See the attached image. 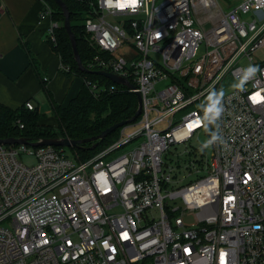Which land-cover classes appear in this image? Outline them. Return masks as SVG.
I'll return each instance as SVG.
<instances>
[{"label":"built area","instance_id":"built-area-1","mask_svg":"<svg viewBox=\"0 0 264 264\" xmlns=\"http://www.w3.org/2000/svg\"><path fill=\"white\" fill-rule=\"evenodd\" d=\"M76 1L85 66L134 88L83 81L95 97L139 93L141 113L86 160L0 144V264H264V0ZM200 136L216 137L210 153L190 145ZM182 171L199 177L184 185Z\"/></svg>","mask_w":264,"mask_h":264},{"label":"trees","instance_id":"trees-1","mask_svg":"<svg viewBox=\"0 0 264 264\" xmlns=\"http://www.w3.org/2000/svg\"><path fill=\"white\" fill-rule=\"evenodd\" d=\"M53 9L52 20L58 23L54 29L56 41L48 39L49 44L62 65L69 71L62 70L67 75H76L84 81L99 82L109 87L112 82L100 74H88L79 70L74 58L70 38L63 26L64 13L54 0H43ZM70 11L72 29L77 37L79 53L84 65L95 55L85 32L84 24H75L76 20L85 19L88 5L76 0H64ZM34 64V63H33ZM45 80V79H44ZM45 82V81H44ZM138 109V98L135 93L126 88L118 87V91L104 93L95 97L88 83L84 82L78 95L67 105L57 104L51 100V112L56 120V126L43 123L46 114L38 108L29 110L25 103L17 108L9 107L0 102V139L25 137L31 141L44 138L68 137L73 140H83L100 134L115 123L131 119ZM24 128L20 127V122ZM119 135V129L99 143L97 148L90 149L92 143L83 144L73 151L84 160L96 155L100 150L113 143Z\"/></svg>","mask_w":264,"mask_h":264},{"label":"crops","instance_id":"crops-1","mask_svg":"<svg viewBox=\"0 0 264 264\" xmlns=\"http://www.w3.org/2000/svg\"><path fill=\"white\" fill-rule=\"evenodd\" d=\"M44 2L0 0V102L17 108L31 101L39 111L41 102L49 109L43 123L55 127L51 100L67 105L84 81L62 71L48 42L52 20L41 19Z\"/></svg>","mask_w":264,"mask_h":264},{"label":"water","instance_id":"water-1","mask_svg":"<svg viewBox=\"0 0 264 264\" xmlns=\"http://www.w3.org/2000/svg\"><path fill=\"white\" fill-rule=\"evenodd\" d=\"M54 1L60 6V8L62 9L64 13L63 26L70 38L74 58H75V61L77 63L79 70H81L82 72L88 73V74H100L108 78L109 80H111L113 83L124 85V86H127L128 88L133 89L134 86L130 84L129 81L122 76H119L117 74H113L110 72H106V71L90 70L84 65L81 59L80 53H79V49L77 45V37L72 29L69 8L64 0H54ZM136 96L138 98V109L131 119L121 121L119 123H115L111 125L110 127L106 128L105 130H103L100 134L93 136L91 138H86L83 140H73L68 137L44 138V139H38L36 142L33 143L31 140L25 137H19V138L11 137L7 139H0V144H5V145L33 144L35 146H56V147L79 148L83 144L92 143L90 149H95L97 148L99 143L103 141L105 138L110 136L112 133H114L118 129L134 122L139 117L141 113V108H142V99L139 93H136Z\"/></svg>","mask_w":264,"mask_h":264},{"label":"rangeland","instance_id":"rangeland-1","mask_svg":"<svg viewBox=\"0 0 264 264\" xmlns=\"http://www.w3.org/2000/svg\"><path fill=\"white\" fill-rule=\"evenodd\" d=\"M217 1L219 2L220 6L223 7V9L225 11H228L237 2V0H217ZM226 3H227V5H226ZM84 23H85V19L83 17L81 19L75 21V24H78V25H83ZM261 54L264 55V51ZM39 106H40L39 107L40 108V113L46 114L48 116L49 115V113H48V110H49L48 109V106L42 105L41 102H40ZM136 128L137 127H132L130 129H128V131L129 132L130 131H133ZM207 141H209V140L205 136L195 137V138H193L191 140V142H190L191 144L190 145L193 147V150L195 152H197V153H200V151H202L204 148H206L207 152L210 153V144H208L207 147L204 146ZM184 149H185V146L184 145H181V146L178 147V151L179 152L182 151V150H184ZM65 150H66L67 154L70 155V156L74 152L73 151V148H70V147H65ZM173 153H174V149L172 148L171 149V153L165 156V160L166 159H173ZM80 159L81 160H84L83 158H80ZM20 160H21V162H23L24 164L29 165V166L34 165L35 162H36V160H35V158L33 156L25 155V154H22L20 156ZM181 173H182L183 176H185V179L182 180V182H181L184 185L187 184V183H189L190 181H195L199 177V176H196V174H192V175H188L187 176L186 175L187 172L185 173L183 171ZM175 204L181 206L182 208H184V204L181 201V199H177L175 201ZM175 204H174V201L171 203V205H175ZM194 214H195V211H191L190 214L188 213V214H185L184 215V221H185L186 224L191 225V224H193V223L196 222L195 221V218H194ZM149 215L150 216L154 215L157 218L160 217V214H159L158 211L153 212V213H150Z\"/></svg>","mask_w":264,"mask_h":264},{"label":"clouds","instance_id":"clouds-1","mask_svg":"<svg viewBox=\"0 0 264 264\" xmlns=\"http://www.w3.org/2000/svg\"><path fill=\"white\" fill-rule=\"evenodd\" d=\"M254 70H255V69L252 68V67L249 68V71H254ZM219 111H221V109H217V113H219ZM215 139H216V137L213 136V137H212V140H215ZM212 140L207 141L206 144H205L204 146L207 147V145L210 144V143L212 142Z\"/></svg>","mask_w":264,"mask_h":264}]
</instances>
